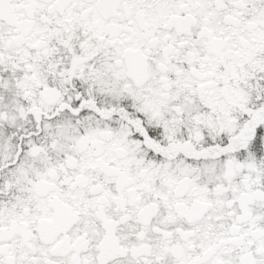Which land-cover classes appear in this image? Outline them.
<instances>
[{
    "label": "snow or ice",
    "instance_id": "snow-or-ice-1",
    "mask_svg": "<svg viewBox=\"0 0 264 264\" xmlns=\"http://www.w3.org/2000/svg\"><path fill=\"white\" fill-rule=\"evenodd\" d=\"M0 264H264V0H0Z\"/></svg>",
    "mask_w": 264,
    "mask_h": 264
}]
</instances>
